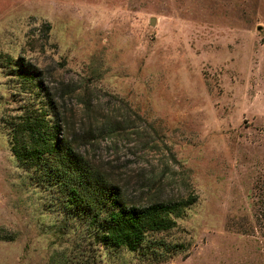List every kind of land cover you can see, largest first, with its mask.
Instances as JSON below:
<instances>
[{
  "label": "rangeland",
  "instance_id": "rangeland-1",
  "mask_svg": "<svg viewBox=\"0 0 264 264\" xmlns=\"http://www.w3.org/2000/svg\"><path fill=\"white\" fill-rule=\"evenodd\" d=\"M19 57L130 199L194 198L152 237L173 256L102 245L89 264H264V0H0V264H68L81 228L2 121L28 96Z\"/></svg>",
  "mask_w": 264,
  "mask_h": 264
},
{
  "label": "trees",
  "instance_id": "trees-1",
  "mask_svg": "<svg viewBox=\"0 0 264 264\" xmlns=\"http://www.w3.org/2000/svg\"><path fill=\"white\" fill-rule=\"evenodd\" d=\"M13 60H5L3 65L15 70L19 91L28 96L23 97L15 113L3 115V125L19 164L57 196L65 220L73 219L81 228L76 246L83 251L74 256L70 253L68 264H89V250L102 245L132 251L151 249L157 259L173 256L172 247L152 237L178 226V218L194 202L192 195L130 199L122 185L97 168L65 133L56 100L44 84L41 70L23 57ZM261 180L260 196L264 198ZM263 202L261 199L260 214Z\"/></svg>",
  "mask_w": 264,
  "mask_h": 264
},
{
  "label": "water",
  "instance_id": "water-1",
  "mask_svg": "<svg viewBox=\"0 0 264 264\" xmlns=\"http://www.w3.org/2000/svg\"><path fill=\"white\" fill-rule=\"evenodd\" d=\"M155 21V19H152V22H154Z\"/></svg>",
  "mask_w": 264,
  "mask_h": 264
}]
</instances>
